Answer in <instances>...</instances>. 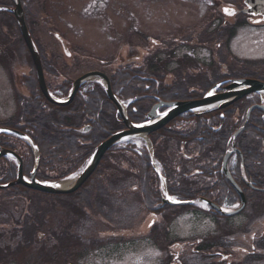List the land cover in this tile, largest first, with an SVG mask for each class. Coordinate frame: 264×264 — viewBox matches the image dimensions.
<instances>
[{
  "label": "flooded vegetation",
  "instance_id": "flooded-vegetation-1",
  "mask_svg": "<svg viewBox=\"0 0 264 264\" xmlns=\"http://www.w3.org/2000/svg\"><path fill=\"white\" fill-rule=\"evenodd\" d=\"M1 1L3 3L0 2V5L5 4L6 14L8 15L0 22L5 26H14L16 31L21 34L22 44L25 45L30 55V71L36 74V78L33 81L29 80L28 83L26 80L24 81L26 82L24 86L27 84L31 86L27 87L26 94H19L18 115L14 119L13 117L7 119L4 123L6 125L0 126V129L18 133L22 137H28L37 146L39 165L35 171V177L38 181L58 180L70 175L82 166L104 140L119 131H126L128 129L126 128V120L133 124L144 122L147 114L161 101L169 103L198 100L203 98L216 84L221 83L216 82L220 77L216 71L217 60L216 58L213 59V56H205V52H208L207 49L206 51L200 49V52L204 51L203 56L209 59L208 62L204 58L195 60L179 53L180 47L189 45L190 42L187 44L181 42L179 45L182 46H179L172 40L168 42L160 38L154 40L152 47L157 51L154 54L157 57V62L149 59L141 62L142 59L139 56H132L126 60H121L119 57L118 59L115 57L101 58L96 55L92 56L89 52H84L77 46H73L75 48L62 46L63 48L58 52V76L68 83L70 76L73 73L80 72L81 68L84 67L80 60L86 61L89 63V68L81 76L88 73H104L102 75L109 78L112 93L121 102V106L116 105L107 97L104 86L98 81L83 85L70 104H73V106H54L48 101L41 89L32 51L20 31L18 15L14 12H21L25 26L28 28L39 53L46 85L51 92H54L47 80L41 54V43L32 35L34 32L33 27L35 29L36 27L42 28L45 26H61L64 28V26L74 27L85 24L89 20L80 19L81 13L84 11H81L79 5L86 4L88 0H11L7 4L4 3L5 0ZM227 2L224 5L229 6L218 11L219 3L216 0H211L212 6H208L207 9L208 12L216 9V15L210 21L209 28L204 29L207 34H204L205 36L202 39L208 37L207 40L209 38L214 40L216 35L224 36L225 29L230 31L231 28L238 27L239 23H242L237 18L242 10L240 7L241 0H238L237 3L234 0H228ZM98 3L100 6L95 9L94 7ZM106 3L107 0H92L88 9L90 12L89 17L93 18L94 14L102 11ZM54 4H58V7H60L57 13L53 9ZM226 8L235 13L228 15L235 19L232 23L226 22L224 19ZM254 20L258 21V19ZM219 24L222 28H218ZM251 24L252 27L257 26L255 23L251 22ZM221 29H223V34H221ZM234 33L230 36L233 37ZM230 36H225L227 38L226 42L229 43L230 50H227L228 54L232 52V38ZM136 41L138 45L144 44L142 38H138ZM197 45H194V47ZM150 46L149 43L145 45L147 49ZM160 47H164V51L159 50ZM44 53L45 55L50 54L45 51ZM44 57L48 62L47 57ZM223 58L226 60L225 52ZM224 60L222 61V70L226 67ZM124 61L137 62L132 66L126 65L122 68ZM138 61L140 62L138 63ZM31 62L33 66H31ZM169 62L176 67L170 73L173 77L170 82L163 81L169 74L165 68L166 63ZM162 63L163 68L160 67ZM240 71L238 67H232L227 75L233 79V76L239 74ZM198 73V79L193 80V75ZM127 76H129V79H126ZM9 77L11 78L12 87L14 86L15 89L17 84L13 78L14 73L9 72ZM227 81L229 79L225 80V82ZM75 84L73 83L74 86ZM59 88L58 91L53 93L58 97L60 94L68 97L72 89L67 84L60 85ZM224 88L225 84L219 88L220 92H223ZM257 103L244 98L234 105L235 108L231 107L230 110H225V112L228 110L229 113L216 114L202 121L188 120V116L173 120L170 123L173 125L170 127L175 128L166 126L149 137L154 147L152 156L155 162L152 161L150 150L144 143H125L120 147L111 149L103 155L94 174L81 189L71 195L49 198H54L52 200L58 202L56 205L42 204V208L55 209L58 205H62L65 209L71 211L75 208L69 205H74L80 214H77L80 224L78 230H71L60 224H57V227H44L45 223H49L47 222V216H45V221L42 220L45 223L34 222L39 228L35 230L30 228L29 233L24 232V226L21 225L23 216L18 222L19 225L17 222H13L12 226H18L20 231L7 233L6 239L9 242L15 241L16 245H18L17 241L20 244H26L32 241L31 233L33 232L39 240L44 236L48 237L47 239L52 237L56 243L54 238L60 240L62 232L67 231L69 233L64 235L61 243L69 242L75 238L87 241L88 244L91 243L94 246L93 250L99 252L100 249L107 247L103 245L95 247L96 245L91 240H86L84 236L92 234L101 236L100 239L104 240L113 237L116 239L121 238L126 241L124 243L127 246L135 245L130 237L125 238L121 236L122 234H119L124 232L129 233L128 235L139 234V237H137L138 244L147 241L152 247L155 244L159 246L158 240L162 238L163 234H166L169 225L173 224L179 217L176 213L170 212L173 209L188 211L187 209L191 208H176L165 203L166 198L158 175L159 172L166 179L167 193L175 197L176 200L210 202L219 208L228 209V211H239L245 202L244 209L238 215L228 217L220 215L211 208H192L195 209L193 213L197 217H200V215L204 217L202 220L215 221V225L223 226L224 231L229 229L225 235L218 238L216 243H207L206 249L203 251V262L206 264L255 263L254 260L248 257L258 252L259 247L257 248L255 245H260V242L264 239V235L257 232L251 235V230L256 227L252 223L264 218V212L260 215H253L252 212L254 202L259 201L264 206V116H258V119L263 120V122L255 124L258 119L254 120L253 115L255 113L252 114L247 125L249 130H244L236 138L235 147H232L231 144L232 137L245 121L247 110ZM244 107H247V109L243 115L242 109ZM236 108L237 111L234 115L232 111ZM49 111L53 114L61 112L59 119H56V124L53 123L50 126L49 118L50 121L53 119L50 115L48 118ZM197 123L203 129L201 133H195L193 129ZM253 127H256V129H253ZM36 128H38V134L35 133ZM234 129L236 130L234 131ZM257 135L260 137H257ZM171 140L173 147L170 150L167 148L166 143ZM6 152L13 153L15 159L2 157V154ZM36 159L34 150L26 143L14 138L12 135H0V184L7 183L3 179L14 177L13 181H15L19 169L28 180H31ZM135 165L139 167H134ZM143 166L149 169L148 179L141 176L142 168L140 167ZM6 174L7 176H5ZM151 175L152 180H149ZM13 188H17L20 193L16 195L15 192H7L11 195L10 197L17 199V201H14L15 205L13 206V209L17 210L15 213L26 212V215L31 216L28 219L39 220L36 217L39 205H35L33 202V199L39 200L35 196L38 192L29 190L33 193L25 195L22 193L21 188L25 189L22 186H14ZM118 204L131 206L134 209V212L125 219V222L120 223V220H123L122 218L112 216V210L118 208ZM6 208L8 207L5 204L0 203V213L6 212L3 216L10 214V221H14V212L9 208L6 210ZM244 215H246L245 218L253 220L249 221L250 225L247 227L239 226L242 220L236 224L232 222L237 221ZM135 217L141 218L143 222L149 217L151 218L145 224L147 227L145 233L139 231L135 233L136 230L133 229ZM224 224L228 227H225ZM159 225L163 227V233L161 234V229L158 228ZM230 225L234 226L229 227ZM2 227L7 226L0 224V228ZM141 235L147 239H142ZM114 241L118 240L114 239ZM185 243L186 241L173 240V237H169L167 247H170V245L171 247L174 246L173 248L176 247V252L180 256H184L194 250L191 249L190 245L184 246ZM47 244L54 245L50 239ZM249 246L254 247V251ZM66 251L61 252V254L57 252L55 255L60 254L61 259L69 258L65 255L72 252ZM72 255L76 256L77 254ZM187 256L190 255L187 254ZM60 258L56 261H60ZM47 260L48 258L44 259L42 264H45ZM54 264L60 263L55 262Z\"/></svg>",
  "mask_w": 264,
  "mask_h": 264
},
{
  "label": "rangeland",
  "instance_id": "rangeland-1",
  "mask_svg": "<svg viewBox=\"0 0 264 264\" xmlns=\"http://www.w3.org/2000/svg\"><path fill=\"white\" fill-rule=\"evenodd\" d=\"M8 1L11 0H5L4 3L7 4ZM91 1L92 0H88L86 4L82 6L79 5L81 11H84L81 13L80 19L83 20V18H85L89 20V22L85 24L74 27L64 26V28L61 26H45L42 28L36 27L35 29V27H33L34 32L32 35L41 43L39 44L42 49L41 54L47 73V80L54 92L60 89V85L67 84L73 87L74 81L89 68L88 62L80 60L84 67L81 68L80 72L73 73L68 83L59 77L57 73V69L59 68L58 52H60L64 46L70 48H75L77 46L84 52H89L90 55H96L101 58L115 57L118 59L119 57L121 60H126L132 56H139L142 59V61L140 60L141 62L146 59L157 62V57L154 56L157 51L152 47L154 40L159 38L167 42L172 40L176 42L177 45L181 42H185L186 44L190 42L189 45L180 47L179 53L182 56L187 55L195 60L204 58L207 62L209 59L205 56H213V59L216 58L217 60L216 71L221 78L226 79L230 78L227 72L230 71L232 67H237V63L247 61L264 65V23L256 27L239 23L240 25H238V27L231 28L230 31L225 29L224 36L213 35L215 36L214 40H212L213 38L207 40L208 37L202 39V37L205 36L204 34H207L204 29L209 28L210 21L216 15V9L208 12L207 7L212 6L211 0H107L104 6L105 8L103 7L104 9L102 11L94 14L93 18L88 15L90 13L88 9L90 8L89 4ZM227 1L228 0H216L220 5L217 10L220 11L223 7H228L229 5H224L225 2L228 3ZM237 1L238 0H234L235 3H237ZM0 2L2 1L0 0ZM99 6L98 3L94 8L97 9ZM4 8L5 4L0 5V21L7 18L6 16L8 15L6 14L7 11L1 12ZM58 8H60L58 4H54L53 9H55L56 13L58 12ZM228 15L229 14L225 12L224 19L226 22L232 23L235 19ZM218 28H222L221 24L218 25ZM199 32L200 34H198ZM233 33L234 35L231 37L230 35ZM221 34H223V29H221ZM225 36H230L232 38V52L240 62H231L230 58L224 60L223 53L225 52L226 55H229L227 52L228 49H226L224 43L227 39ZM138 38L144 39V44H136V39ZM22 42L21 34L19 31H16L14 26H5V24L0 22V126L6 125L4 123L7 119L11 117L14 119L18 115V102H20L19 94H26L27 87L31 85L27 84L24 86V84L36 78V74L30 71V55ZM148 43L151 45L149 49L145 47ZM196 44L198 45L194 47ZM160 48L159 50L164 51V47ZM200 49H205V51L206 49L208 50L207 53L205 52V56H203L204 51L200 52ZM44 51L50 54L45 55ZM44 56L47 57L48 62ZM223 60L225 61L226 67L222 70L221 66L223 65ZM140 61H138V63ZM136 62L137 61H133L130 63V61H124L122 68L126 65L132 66V64ZM31 66H33L32 62ZM163 66L162 63L160 67L163 68ZM165 68L169 74L163 81L170 82L173 80L170 73H172L176 67L169 62L166 63ZM226 68L228 69L226 70ZM8 71L12 74L14 73L13 78L17 84L15 89L10 82L11 78L9 77ZM252 71L257 72V74L263 73V71L258 68H253ZM198 76L199 73L197 75L194 74L193 80H197ZM126 79H129V76H127ZM25 80L26 82H24ZM232 80L233 79H229V81ZM175 82H177V80H175ZM258 97L259 96L253 97V101L261 103ZM58 98L63 100L67 97L60 94ZM261 99L264 101V98ZM70 106H73V104ZM49 115L52 117V121H50ZM59 115H61V112L53 114L49 111V126L53 123L56 124V119H59ZM170 123L167 127L175 128L170 127L173 125ZM128 127H130V124H127L126 128ZM166 144L167 148L171 150L173 143L168 141ZM10 196L11 195L7 194V192L0 193V203L5 204L6 207L11 209L15 214V217H13L14 221H10V214L3 216L6 212L0 213V224L7 226L0 228V264H42L44 259L47 258L48 260L45 264H54L55 262L60 264H206L203 262V251L206 249L207 243H216L218 238L225 235L229 230L226 229L224 231L223 226H216L215 221L202 220V218H204L201 217L202 215L197 217L193 213L195 211V209H193L195 208L194 206L193 208L187 209L188 211L185 209H173V211L170 212L176 213L179 217L173 224L171 223L169 225L166 234H163L162 238L158 240L159 246L152 244L154 246L152 247L147 241L138 244L137 237H139V234L128 235L129 233H119L122 234V237H130L135 244L133 246H127L124 243L126 242L124 239H116L113 235V238H107L108 240L100 239L101 236L92 234L84 236L86 240H91L92 243L96 245L95 247L99 245L107 247L97 252L93 250L94 246H92L91 243L88 244L87 241L73 238L69 242L61 243L64 235L69 233L67 231L62 232L60 240L54 238L58 244H56L50 236L51 238L49 239L54 245H48V237L46 238V236H44L42 238L41 236L42 239L39 240L35 236V233L32 232L31 237L33 239L31 242L20 244V242L17 241L18 245H16L17 243H14L15 241L9 242L6 239V235L10 232L20 231L18 226H12L13 222H17L19 225L18 222H20L23 216L24 218L21 222V225L24 226L23 231L29 233L30 228L34 230L39 228L34 222L40 224L45 223L42 221H45V216H47V222L49 223H45L44 227H57V224H60L71 230H78L80 226L78 215L80 214L74 205H69L75 208L72 211L70 209H65L62 205H58L55 209L42 208L43 203L47 205H56L58 202L40 196L38 199L42 200L40 201L41 208L38 209L36 215L39 220H31L28 219V217L31 216L26 215V212L15 213L17 210H14L13 206L15 205L14 201H17V199ZM8 208H6V210ZM132 212H134L133 207L120 204L118 208L112 210V216H119L122 218L123 220H120L121 223L125 222V219L128 218ZM252 212L253 215H260L264 212V206H262L259 201H256L252 205ZM245 217L246 215L232 222L236 224L238 221L242 220L239 226L247 227L250 225L249 221L253 220ZM150 219L149 217L143 222L141 218L135 217L133 220V229L136 230L135 233L138 231L142 233L145 232L147 230L145 224L149 222ZM252 224L256 227L251 230V235L255 232L264 235V218ZM224 226L228 227L225 224ZM232 226L234 225H230L229 227ZM158 228L161 229L160 234L163 233V227L159 225ZM169 237H173V240L186 241L184 246L190 245L191 249H194L190 254L185 252L190 256H187V254L180 256L176 252V247L173 248L174 246L171 247V245L167 247ZM141 238L144 240L147 239L143 238V235H141ZM114 239L118 241H114ZM255 246H257V248L259 247L258 252L248 258L255 261L253 264H264V239L260 242V245L257 244ZM251 248L254 251V247ZM65 250H67L66 252L72 253L67 255L62 253L67 257L69 256V258L61 259L60 254ZM57 252L60 254L55 255ZM74 253L79 257L77 255H72ZM241 255L242 254H240V256ZM58 258H60V261H56Z\"/></svg>",
  "mask_w": 264,
  "mask_h": 264
},
{
  "label": "water",
  "instance_id": "water-1",
  "mask_svg": "<svg viewBox=\"0 0 264 264\" xmlns=\"http://www.w3.org/2000/svg\"><path fill=\"white\" fill-rule=\"evenodd\" d=\"M245 4L249 7V9L245 10V13H248V14L255 13L256 15L258 14L264 15V0H246ZM19 21H20L21 32L24 35V38L33 54L41 89L44 95L47 97V99L50 100L51 102H54L51 99L47 91V88L44 82V76H43L40 59L37 53L34 51V46L28 34L27 28L25 26L24 19L21 15H20ZM80 82L81 80L77 82V87H76L77 89L79 87ZM226 89L229 90L228 93L208 96L207 98L203 100H199L195 102L167 104L164 106L165 108H168V111L166 112L168 115L166 116L159 115L158 107L155 108L148 116L149 123L144 125V127L137 128V127L130 125L129 131L117 134L113 136L112 138H110L109 140H107L106 142H104L103 144H101L97 148L94 155L92 156L91 164L88 163L87 166L75 178H73V182L69 186H66L64 184H57L59 186L55 187L54 185L56 184H40L34 181V177H33V183L27 184L23 180L22 171L20 170L18 181L16 183H13L6 187H0V189H3V188L6 189L11 186L20 184V185L27 186L28 188L33 189L35 191H39V192L50 194V195H67V194L74 193L77 190H79L86 183V181L91 177V175L96 170L99 162L101 161L103 155L108 150H110L117 144L121 143L122 141L130 137H138V136H143V135H147L152 132H155L161 129L162 127H164L165 125H167L168 123H170L171 121H173L174 119H176L177 117H180L186 113L193 112L195 114H200L206 111H210V109L222 110L234 104L235 102L241 100L245 96H248L253 93H261V92L264 93V83L259 82V81H253V80H241V81L234 82L232 85H230ZM107 93L109 97L115 101V98L109 86H108ZM254 109H260L264 111V107L256 106L250 110L249 114ZM68 181L69 180L65 182H68ZM173 204L178 205L177 203H173ZM188 204H191V203H183L181 205H188ZM210 205L214 209H217L214 205L212 204ZM226 215H231V214H226Z\"/></svg>",
  "mask_w": 264,
  "mask_h": 264
},
{
  "label": "trees",
  "instance_id": "trees-1",
  "mask_svg": "<svg viewBox=\"0 0 264 264\" xmlns=\"http://www.w3.org/2000/svg\"><path fill=\"white\" fill-rule=\"evenodd\" d=\"M242 76H246V77H249V78H253V79H257V80H261V81H264V74H255V73H250V74H248V73H244V74H242ZM227 113H229L228 111H226ZM226 112H223V114H225ZM216 114H220V113H216ZM216 114H214V115H216ZM243 114H244V110H243ZM213 114H211V115H207V116H204V117H202V118H197V119H195V117H193V116H190L189 118H188V120H196V121H202V120H206L208 117H210V116H214ZM258 116H262V114L261 113H257V114H255V116L253 117V119L255 120H257L258 119ZM258 122H260V123H262L263 122V120H260V119H258L256 122H255V124H257ZM35 127V126H34ZM193 129H194V131H195V133H201L202 132V128L199 126V124L197 123V125H196V127L194 128L193 127ZM253 129H256V127H253ZM247 130H249V127L247 128ZM35 133L36 134H38L39 133V131H38V128H36V131H35ZM257 137H260V136H258L257 135ZM170 142H172V140L170 141ZM134 167H139V166H134ZM133 167V168H134ZM140 168H142V170H141V173H142V177H144V178H146V179H148V175H149V172H148V170L149 169H147L146 167H140ZM5 176H7V174L5 175ZM14 178V177H13ZM13 178H10V179H3L4 180V182H7V183H10L11 181H13L14 179ZM149 180H152V175H151V177L149 178ZM21 190H22V193L23 194H25V195H28L29 193H33V192H31V191H29V190H26V189H22L21 188ZM10 192H15V194L17 195V194H20L19 192H18V189L17 188H13V189H11L10 190ZM38 195H40V196H42V197H45V198H49V197H47V196H45V195H42V194H38V193H36L35 194V196H37V197H40V196H38ZM51 198V197H50ZM55 198H59V197H55ZM52 199H54V198H52ZM40 201H42V200H36V199H33V202H34V204L35 205H39V208H41V206H40Z\"/></svg>",
  "mask_w": 264,
  "mask_h": 264
},
{
  "label": "snow or ice",
  "instance_id": "snow-or-ice-1",
  "mask_svg": "<svg viewBox=\"0 0 264 264\" xmlns=\"http://www.w3.org/2000/svg\"><path fill=\"white\" fill-rule=\"evenodd\" d=\"M225 12H226L227 14H229V15H233V14H235L234 11L229 10V9H225ZM217 87H219V86H217ZM214 91H215V89H214L212 92H209L208 95H209V96H212V95L214 94ZM162 115L166 116V115H168V114H167V113H163ZM134 126L137 127V128L144 127L143 124H136V125H134ZM0 131H5V130H4V129H0ZM91 162H92L91 160L88 161L89 164H91ZM73 178H74V177H73ZM54 186H55V187H58L59 185H54ZM164 195H165V197H166L168 200L173 201V202H178V201L175 200V197L169 195L167 192H165ZM205 206H206V205H205ZM227 210H228V209H226V211H227Z\"/></svg>",
  "mask_w": 264,
  "mask_h": 264
},
{
  "label": "bare ground",
  "instance_id": "bare-ground-1",
  "mask_svg": "<svg viewBox=\"0 0 264 264\" xmlns=\"http://www.w3.org/2000/svg\"><path fill=\"white\" fill-rule=\"evenodd\" d=\"M202 117H203L202 114H199L198 116H195V119L202 118ZM194 121H196V120H194ZM72 182H73V179L69 180L68 182H64L62 184L66 185V186H69V185L72 184Z\"/></svg>",
  "mask_w": 264,
  "mask_h": 264
}]
</instances>
